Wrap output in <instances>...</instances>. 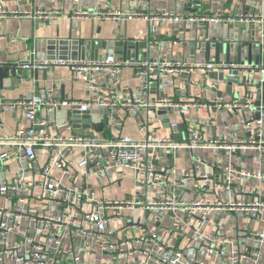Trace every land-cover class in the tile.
Wrapping results in <instances>:
<instances>
[{
	"label": "built area",
	"instance_id": "2783aa9c",
	"mask_svg": "<svg viewBox=\"0 0 264 264\" xmlns=\"http://www.w3.org/2000/svg\"><path fill=\"white\" fill-rule=\"evenodd\" d=\"M20 0H16L18 3ZM61 12L30 7L21 10L17 4L9 9L3 0H0V18L6 16L18 19L36 18L43 22L49 18L57 17ZM75 16L94 20H127L131 18L144 17L140 11L103 8V9H76ZM178 12H163L159 17L179 18ZM213 19L223 20L221 15L203 17L201 20ZM227 22H252L258 24L260 34L257 43L264 58V0H261V8L254 13H240L226 19ZM208 38H205L207 41ZM176 43L181 41L175 40ZM27 70H44L55 66H67L75 76L85 79L90 88L83 100L62 101L55 94L52 88L45 93H34L30 96L24 95L20 98L7 101L0 96V128L4 127L1 111L4 108L19 109L29 125L25 128H17L12 132H0V162L14 160L18 172L15 180H0V197L11 202L16 199L24 202L27 196L23 190L30 191V198L36 203L35 217L40 219L44 226H55L57 233H47L42 241H37L31 236H25L18 241H8L7 236L13 233L19 226V219L33 217L29 212H22L0 207V212L12 217L14 222L7 224L0 222V264H51L46 256L58 260V264H97L89 256V244L81 250L64 246L66 238L73 239V231L82 221L89 224L88 229L83 233H93L94 242L102 252L109 253L107 259L101 260L98 264H207L199 252L204 251L210 256L220 257L219 264H239L245 254L251 257L252 264H264V254L259 250H248L243 253L240 249L239 235L243 234L247 240L264 243V197L261 191H257L251 199H239L236 196L228 195L232 189L234 178H255L258 182H264V169L261 166L254 170H240L230 159L221 160L223 178L215 187L223 189L225 197H219L215 187L208 184L209 174L204 171L200 175L202 182L198 191L200 197L184 199L181 195L185 179L192 176V173L175 175L171 168L160 178L156 177L158 167L149 162L155 153L163 148L173 157L179 149H215L223 151L231 156L235 152L251 151L257 159L264 157V111L261 107L254 106L253 96H239L225 98L224 96L204 95L201 96L203 85L201 81L190 80L195 92L188 100L177 102L169 97H159L154 102L148 98L149 84L158 80L164 72L180 73L190 72L192 68H201L204 73L224 72L238 70L240 75L253 74L255 70L264 72L263 61L258 64H236V63H202L189 64L183 62H170L164 59L132 60L128 62L118 61L114 55L106 54L97 58H85L78 60L55 58H39L31 52V57L23 62H16ZM22 63V64H21ZM125 65L134 68V76L139 80L141 95L124 96L120 99L115 91L108 96L97 92L94 85L93 75L105 76L112 73H120ZM216 84L214 85L215 88ZM153 105H160L168 108L186 107L199 108L206 112L211 109L225 110H250V115L244 116L243 128L245 133L233 135L230 138L213 136L208 140L204 139L197 129L192 132L184 143L175 144L168 137L157 139L155 136L135 138L129 135L118 134L110 137H96L95 135H83L76 132L69 121L57 125L56 113L62 106L71 109L87 111L91 106L104 107L113 112L117 108L123 109L126 116H133L137 126L141 129L147 128L146 120L136 114L135 110H148ZM49 115H52L51 122L57 126L64 127L68 134L52 133L49 129ZM258 115V116H256ZM111 122L120 125L118 119L113 115ZM177 129L178 124H171ZM53 150L46 162L40 168V180L32 179L24 181V166H33L37 160V150ZM147 152L146 158L139 156V150ZM80 150L82 153L79 166L86 168L84 182L72 189L70 196H63V185L60 179L52 176V169H58L61 174L69 173L73 166L71 156ZM148 159V160H147ZM121 168H130L136 172L135 185L144 188V192H135L132 195L115 198H96L89 188L88 180L102 181L104 174ZM9 171V167L4 168ZM142 174H139V173ZM161 185L159 195L149 197V188ZM259 188V186H258ZM206 193H214L212 199L206 198ZM60 209L58 214L47 212L50 207ZM143 209L147 212H155L159 215L168 214L175 216L178 209L184 211L185 217L175 225L165 228L168 241L176 239L191 243L198 240V244L192 248L191 253H186L178 247L169 248L168 242L157 239V235L150 232L146 225L140 222L125 220L120 236L110 229V222L119 219L123 210ZM2 212V213H3ZM223 214H234L237 216L235 225L236 234L233 236L221 235L216 232L208 233L204 230L205 223L211 216L220 217ZM262 222L263 228L257 230L254 223ZM186 229H190L188 233ZM153 244L146 248L143 245L147 242ZM140 245L139 248H136ZM140 255V256H139ZM224 257L222 258V256ZM134 257V260H130ZM261 260V261H260ZM215 264V263H212Z\"/></svg>",
	"mask_w": 264,
	"mask_h": 264
},
{
	"label": "crops",
	"instance_id": "0c3cea01",
	"mask_svg": "<svg viewBox=\"0 0 264 264\" xmlns=\"http://www.w3.org/2000/svg\"><path fill=\"white\" fill-rule=\"evenodd\" d=\"M190 0H3L5 6L9 9L17 4L21 10L30 7L39 9L53 10L61 12L55 18H49L45 22L36 23V18L18 19L12 16L0 18V66H8L18 61L23 62L31 57L33 51L35 56L39 58H48L47 41L54 38H66L71 36L73 39H84L85 41L93 39L98 43L106 42V49L96 50V54L103 56L106 54L114 55L118 61L128 62L132 60H148V59H164L170 62H183L189 64L205 63L204 52L197 47L198 42H213L214 40L223 39L230 41L231 38L239 37L241 40L249 38L247 27H242L240 33L233 26L232 22H227L229 17L236 16L240 13H254L261 8V0H201L199 4H191L186 6ZM103 8H121L128 10L140 11L144 17L131 18L127 20H94L82 18L73 15L76 9H103ZM163 12H178L179 18L162 19L160 16ZM213 15H221L223 20L215 21L213 19L201 20L203 17H211ZM206 23H209L207 28ZM256 30L255 38L258 39V24H254ZM124 34L125 39L141 41L148 43L149 46L139 48L137 56L134 49L128 54L125 52L116 53L114 42L119 40L120 35ZM239 35V36H237ZM197 39V40H196ZM175 40L181 43L174 42ZM102 41V42H99ZM195 43V46L193 45ZM95 53V52H94ZM94 53L85 52V57L90 58ZM213 56V49L210 51ZM247 53L242 52V58ZM235 56L233 49L230 59ZM224 54L220 55L223 60ZM255 60V55L252 56ZM264 63V58L262 59ZM213 72V71H212ZM254 74V73H253ZM258 76V74H256ZM96 91L106 96L111 91H115L117 96L122 99L124 96H139L140 82L134 76V68L131 65L122 67L120 73H112L102 76L100 74L93 75ZM190 80H198L202 82L203 90L201 96L216 95L225 98L232 97L226 93V80H215L210 77L201 68H192L190 72L169 73L164 72L160 78L151 81L149 84L148 98L154 102L159 97H169L174 101L181 102L191 98L195 92ZM216 84L215 88L214 85ZM48 88H52L54 94L62 101L83 100L90 88L89 83L81 76H75L67 66H55L47 73V77L43 79L39 73L37 79H21L9 77L3 78L0 83V96L7 101H13L21 96H30L34 93H45ZM218 91L222 93L218 94ZM232 93L244 95L243 87L237 84L232 85ZM68 106H62L56 113L57 125L67 121L66 112ZM71 109V108H70ZM90 113L89 128H74V130L83 135H95L96 137H110L113 135L124 134L135 138L145 136H155L157 139L168 137L175 144L184 143L190 137L192 132L199 130L204 139L208 140L213 136H221L230 138L233 135H241L246 131L243 128L244 116L250 115V110L244 113L237 110L211 109L206 112L199 108L173 107L168 108L160 105H153L148 110L140 111L136 109V114L142 116L147 122V128L141 129L133 116H126L121 108L115 109L113 112L104 107L91 106L88 110ZM118 119L120 125L111 122L112 116ZM1 117L4 127L0 128V132H12L17 128H25L29 125V121L25 118L19 109L4 108L1 111ZM49 129L52 133H59L63 136L68 131L51 122L52 115H49ZM177 122L178 127L174 129L171 124ZM179 125H183L179 128ZM53 150L40 149L37 150V160L31 165L23 162L24 181L28 182L32 179L40 180V168L46 162V159ZM139 156L146 158L147 152L139 150ZM82 153L77 150L72 156V168L69 173L61 174L54 168L52 176L60 179L63 185L62 195L70 196L72 189L84 182L86 168L79 166ZM230 159L232 163L240 170H254L261 166L264 169V157L257 159L251 151L235 152L231 156L223 151L215 149H179L172 157L167 150L160 148L153 159L149 162L155 164L159 172L156 174L160 178L169 168L177 176L183 173H192L193 175L185 179L183 191L181 195L184 199L200 197L201 192L198 191L202 182L200 175L207 172L209 174L208 184L211 187L220 182L223 178V169L221 160ZM148 160V159H147ZM5 167H9V171H5ZM18 167L14 160L0 162V180H15ZM139 174H142L141 172ZM136 172L130 168H121L104 174L101 183L95 180H88L90 189L96 198H115L120 199L135 192H144V188L135 185ZM259 186V188H258ZM161 185L147 190L149 197L159 195ZM260 189V190H259ZM261 191L264 197V182L260 183L255 178H234L232 189L228 195L236 196L239 199H251L257 191ZM215 192L219 197H225L226 193L223 189L215 187ZM23 195L27 196L24 202L13 199L11 202L0 197V207L22 212H29L33 217H23L19 219V226L13 233L8 234L7 240L18 241L25 236H31L37 241H42L47 233L56 234L55 226H44L42 221L35 217L37 212L36 203L30 198V191L24 189ZM208 199H212L214 193H206L204 195ZM30 198V201H29ZM3 212V211H2ZM0 212V222L11 224L14 222L12 217L7 216L4 212ZM47 212L58 214L60 209L50 207ZM185 217L184 211L178 209L175 216L155 212H147L143 209L123 210L120 212L119 219L110 222V229L116 234L121 235L122 226L125 220L140 222L146 225L150 232L157 235V239L162 242H168L169 248L178 247L186 253H191L192 248L198 244V240L186 243L184 240L176 239L173 236L170 242L167 240L168 235L165 232L166 227L178 224ZM237 216L234 214H223L220 217L211 216L205 223L204 230L208 233H218L226 236L236 234L235 225ZM253 227L257 230L263 228L262 222H256ZM89 224L82 221L73 231V239L66 238L64 246L73 247L81 250L85 243L89 244V256L94 259L97 264L107 259L109 253L102 252L98 245L93 241V233L85 235L83 229H88ZM191 233L190 229H186ZM240 249L243 253L248 250H259L260 254H264V243L247 240L243 234L239 235ZM3 241L0 240V245ZM153 243L147 241L143 246L149 248ZM137 245L136 248H139ZM201 257L207 264H219L220 257L210 256L204 251H200ZM140 256V255H139ZM224 255L222 256V258ZM49 263L58 264V260L45 257ZM130 260H134V257ZM251 257L245 254L239 261V264H252ZM261 261V260H260ZM125 259L122 260V264Z\"/></svg>",
	"mask_w": 264,
	"mask_h": 264
},
{
	"label": "water",
	"instance_id": "95a60500",
	"mask_svg": "<svg viewBox=\"0 0 264 264\" xmlns=\"http://www.w3.org/2000/svg\"><path fill=\"white\" fill-rule=\"evenodd\" d=\"M201 0H190L186 3L187 7H190L191 4H199ZM36 23L42 22L41 19H35ZM207 28L209 23H206ZM233 26L237 28L238 33L241 32L242 27H247L249 32V38L247 40H241L239 37L231 38L230 41H224L223 39L214 40L213 42H198L196 45L199 50L204 52L205 63H236V64H260L262 62V51L260 45L257 43L255 38L256 30L254 28V23H244V22H234ZM239 36V35H237ZM197 40V39H196ZM102 42V41H99ZM115 50L117 55L119 53L125 52L128 54L131 49H134V54L130 55L131 57L137 56L139 48L149 46L148 43L141 41H134L130 39H125L124 34L120 35L119 40L114 42ZM195 46V43H193ZM48 48V58H63V59H85V52L89 51L94 53L90 58H97L100 55L96 54L98 49H106V42L98 43V41L93 40L92 38L85 41L84 39H73L71 36L66 38H54L47 41ZM213 49V56L210 55V51ZM235 50V56L230 59V54L232 50ZM247 53L246 57L242 58V52ZM224 54L225 57L223 60L220 59V55ZM255 55V60H252V56ZM22 64V63H21ZM52 68L44 70H27L21 67L17 63L11 65H6L4 67L0 66V83L3 81V78L9 77L10 80L18 77L21 79H37L39 73L42 74L43 79L47 77L48 71ZM258 74V76L256 75ZM208 75L215 80H226V93L230 94L232 97H239V93H232V85L237 84L244 89L243 96H253L255 98L254 106L261 107L264 111V72L255 70L254 74H245L240 75L238 70L224 72H209ZM222 93L218 91V94ZM242 113L245 110H240ZM90 112L79 111L77 109H68L66 112V119L69 121L75 128H89L90 127ZM258 116V115H256ZM183 125H179V128H182Z\"/></svg>",
	"mask_w": 264,
	"mask_h": 264
},
{
	"label": "rangeland",
	"instance_id": "374dc122",
	"mask_svg": "<svg viewBox=\"0 0 264 264\" xmlns=\"http://www.w3.org/2000/svg\"><path fill=\"white\" fill-rule=\"evenodd\" d=\"M34 200V199H33ZM29 201H30V198H29Z\"/></svg>",
	"mask_w": 264,
	"mask_h": 264
}]
</instances>
